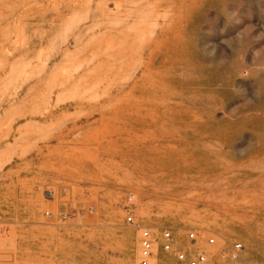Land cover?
I'll use <instances>...</instances> for the list:
<instances>
[{
  "label": "rangeland",
  "instance_id": "374dc122",
  "mask_svg": "<svg viewBox=\"0 0 264 264\" xmlns=\"http://www.w3.org/2000/svg\"><path fill=\"white\" fill-rule=\"evenodd\" d=\"M128 194L264 264V0H0V264H138Z\"/></svg>",
  "mask_w": 264,
  "mask_h": 264
},
{
  "label": "built area",
  "instance_id": "2783aa9c",
  "mask_svg": "<svg viewBox=\"0 0 264 264\" xmlns=\"http://www.w3.org/2000/svg\"><path fill=\"white\" fill-rule=\"evenodd\" d=\"M48 199H53V193L51 191L46 192ZM135 208V195L128 194L126 197V206H125V222L127 225L135 228L139 232L138 240V264H150L152 258L154 257V250L156 241L153 237L151 229L148 227L140 226L133 215V210ZM91 212L92 209H89ZM47 217H52V214L46 212ZM69 215L63 214L61 218L65 220ZM188 238L194 240L195 233L191 232L188 234ZM208 244H214V238H209L207 240ZM159 248L166 253H175V257L179 262H184L186 264H206L207 259L202 252H195L193 256L186 255L183 251L179 250L175 246V240L173 235L165 230L162 232L159 241ZM243 246L240 243H235L230 245L228 248L222 250V256L227 257L231 260H236L239 258L240 253L243 251Z\"/></svg>",
  "mask_w": 264,
  "mask_h": 264
}]
</instances>
